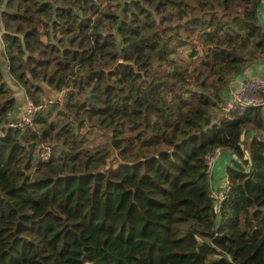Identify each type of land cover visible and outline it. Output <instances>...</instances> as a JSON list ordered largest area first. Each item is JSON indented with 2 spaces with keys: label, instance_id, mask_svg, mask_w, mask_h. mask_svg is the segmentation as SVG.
Masks as SVG:
<instances>
[{
  "label": "trees",
  "instance_id": "trees-1",
  "mask_svg": "<svg viewBox=\"0 0 264 264\" xmlns=\"http://www.w3.org/2000/svg\"><path fill=\"white\" fill-rule=\"evenodd\" d=\"M263 3L0 0V264H264V105L215 116L264 58ZM4 58L36 101L65 92L69 118L44 113L57 98L35 129L8 127Z\"/></svg>",
  "mask_w": 264,
  "mask_h": 264
},
{
  "label": "built area",
  "instance_id": "built-area-1",
  "mask_svg": "<svg viewBox=\"0 0 264 264\" xmlns=\"http://www.w3.org/2000/svg\"><path fill=\"white\" fill-rule=\"evenodd\" d=\"M254 64H251L243 73V77L238 81V86L232 90L231 96L223 100L221 104L222 116L228 115L231 111L247 109L251 105H264V75H257L254 72ZM236 79V77H235ZM21 85V84H20ZM23 86V85H21ZM57 99L43 98L36 101L26 93V106L21 115L14 116L7 122V126L14 129L36 128L35 118L42 110L47 109ZM54 150V143L42 141L39 144L38 155L41 160H48ZM224 152L223 148H216L205 157V162L209 171L213 172L215 159ZM231 189V180L227 174L226 182L219 193L213 191L216 201L223 200Z\"/></svg>",
  "mask_w": 264,
  "mask_h": 264
},
{
  "label": "crops",
  "instance_id": "crops-1",
  "mask_svg": "<svg viewBox=\"0 0 264 264\" xmlns=\"http://www.w3.org/2000/svg\"><path fill=\"white\" fill-rule=\"evenodd\" d=\"M262 14H264V3L262 5ZM1 33H2V31L0 30V42L2 41ZM2 65L6 69V76L8 78L9 85L14 90L15 96L17 98L16 109L14 110L12 115H14V116L21 115L23 113V111L25 110V106H26V91H25L24 87L20 85V83H16L14 80L11 79V75H9V72L7 70V67H6L5 58L2 61ZM253 69H254L255 74L261 75V76L264 75V58L259 60L258 62H256L254 64ZM243 75L244 74L237 76L236 79L234 78L230 82L231 86H230L228 92H226V94H225V99H227L228 97L231 96L232 90H234L238 86V81L243 77ZM50 91H53V90H50ZM54 92L63 93L62 91H56V90H54ZM219 113H220V111L217 112V116H218L217 118H220L222 116V113H220V114ZM226 153H227V155H225ZM232 156H230V154L224 150V152L215 159L214 168H213V172H212V190L216 193H219L222 190L223 185L226 182V176L228 174L227 173V166L229 165V162H230Z\"/></svg>",
  "mask_w": 264,
  "mask_h": 264
},
{
  "label": "rangeland",
  "instance_id": "rangeland-1",
  "mask_svg": "<svg viewBox=\"0 0 264 264\" xmlns=\"http://www.w3.org/2000/svg\"><path fill=\"white\" fill-rule=\"evenodd\" d=\"M118 1L117 0H103V4H106V3H108V4L113 3L114 4V2H118ZM183 49H184V47H183ZM6 67H7V69L9 67L7 60H6ZM49 89L52 90L51 88H49ZM42 96H44V98H49L47 95H42ZM49 96H51L52 98H55V99L60 98L61 102L60 103H58V102L54 103V105H52L47 110H45L44 113L49 115L50 119L51 118H56V119L58 118L60 120H67L69 118L70 114L65 112L66 111V109H65L66 105L64 102L65 92H63V93L57 92L56 93L53 90V91H51V94ZM220 113H222V110H220ZM215 116L217 118V112H216ZM76 121H77V119H76ZM31 129H35V128H31ZM80 131L81 132L88 131V134H89L88 136L90 139V146L99 145V143L103 142L107 136V134L105 132H103V130L101 128H98V126L97 127L84 126L80 129ZM225 155H227V153Z\"/></svg>",
  "mask_w": 264,
  "mask_h": 264
},
{
  "label": "water",
  "instance_id": "water-1",
  "mask_svg": "<svg viewBox=\"0 0 264 264\" xmlns=\"http://www.w3.org/2000/svg\"><path fill=\"white\" fill-rule=\"evenodd\" d=\"M121 64H128V65H131V66L136 67V65H135L134 62H128V61H124L123 59H120V60L115 64V66H114L112 69H115L116 67L120 66ZM87 264H89V263H87Z\"/></svg>",
  "mask_w": 264,
  "mask_h": 264
}]
</instances>
